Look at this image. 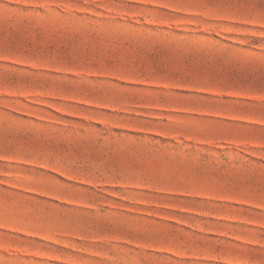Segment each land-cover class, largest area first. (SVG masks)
Masks as SVG:
<instances>
[{"label": "rangeland", "instance_id": "1", "mask_svg": "<svg viewBox=\"0 0 264 264\" xmlns=\"http://www.w3.org/2000/svg\"><path fill=\"white\" fill-rule=\"evenodd\" d=\"M0 264H264V0H0Z\"/></svg>", "mask_w": 264, "mask_h": 264}]
</instances>
